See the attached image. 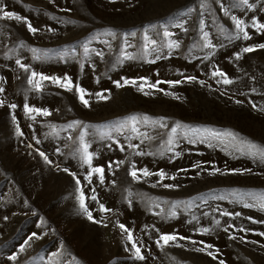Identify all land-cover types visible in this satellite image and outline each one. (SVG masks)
<instances>
[{"label": "rangeland", "instance_id": "1", "mask_svg": "<svg viewBox=\"0 0 264 264\" xmlns=\"http://www.w3.org/2000/svg\"><path fill=\"white\" fill-rule=\"evenodd\" d=\"M0 7L24 18L0 14V264H264V160L248 148L264 150V49L243 51L264 43L253 27L264 23V0H2ZM216 69L232 83L213 76ZM33 71L70 78L73 88L38 75L37 90L28 83ZM142 77L161 83L141 91ZM25 104L49 115L28 113ZM228 131L238 140L213 135ZM82 134L103 183L98 173L88 179ZM133 164L152 175L138 171L133 180ZM78 187L96 222L80 208ZM162 234L178 239L158 244Z\"/></svg>", "mask_w": 264, "mask_h": 264}, {"label": "snow or ice", "instance_id": "2", "mask_svg": "<svg viewBox=\"0 0 264 264\" xmlns=\"http://www.w3.org/2000/svg\"><path fill=\"white\" fill-rule=\"evenodd\" d=\"M243 2L245 4H247L248 0H243ZM0 4H2V0H0ZM0 14H2V18H9V19H16V20H22L24 18L18 16L16 13L12 12V11H7L5 10L3 7H0ZM235 20V24H236V28L240 31V32H243V35H244V38L245 39H250L251 37L249 36L248 32L247 31H244L242 25H244V21H241V20H236L235 18H233ZM27 27H28V30L29 32L35 34L38 29L33 27L32 24L30 22H27ZM253 27H255L258 31H264V23H260L259 21H256L254 22L253 24ZM112 35H115V33H112ZM133 35H135V33H133ZM165 35H169V33L165 32ZM148 37H147V34H145V40H147ZM154 43V42H153ZM145 47L147 48V45H145ZM168 47L171 49V48H179V43L178 42H169L168 44ZM257 48H260V49H264V43L262 44H255V45H252V46H249V47H245L243 49L244 52H252L254 51L255 49ZM33 51H38L37 49H33ZM98 55H102L101 53H98ZM237 58L239 59V53H237ZM16 63L22 68L24 69L25 71H28V68L25 64L21 63L19 59L16 60ZM39 75V80L40 81H45V80H52L53 83H57L59 84L61 87L71 91L72 88H73V82L71 81L70 78H65L66 82H62L60 80V78L58 77H48V76H44L42 74H38L36 72H31V75L30 77L28 78V83L30 85H34V87L39 90L41 88V84L39 82H37L36 80V77ZM213 76H220L223 78V83L224 84H231L232 83V80L228 78L227 74L224 73L223 71H221L220 69H216L214 72H213ZM142 83L139 84V89L141 91L144 90V87L147 86L148 88L150 89H153V88H157L158 84L161 83V81H157L155 84H152V83H149L148 79L145 78V77H142L140 78ZM188 80H195L196 77H188L187 78ZM116 86L117 87H120L121 86V83L120 81H116ZM168 84L170 85H175V84H179L181 83V81L179 80H176V81H167ZM203 83V82H201ZM124 84L125 85H128V84H131V85H137V81L136 80H128V79H125L124 80ZM76 91L80 94V99L81 101L85 104V106H88V100H86L84 97H85V89L76 85ZM161 91H163L162 89H159ZM4 89L3 88H0V92H3ZM147 94V93H145ZM96 95L100 98V99H104V96L101 94V93H96ZM0 106H3V101H0ZM9 107L11 108H16V105L15 104H11L9 105ZM253 107L255 108L256 105L253 104ZM24 108H25V111L28 112V113H40V114H43V115H49V111L47 109H41V108H33V107H30L28 106L27 104L24 105ZM35 117H33L34 119ZM132 123H133V131H135V124L136 122L138 121V117L136 116H132L129 118ZM145 120L149 119L148 117H144ZM77 125L80 124L81 122L80 121H76L75 122ZM163 126V125H161ZM180 125L177 124L176 127L172 128V133L175 134L176 133V130L177 128L179 127ZM120 127L122 128L123 127V124L120 125ZM19 131V130H18ZM22 135V133H21ZM213 135L218 137V138H231L232 141H237L238 140V137L237 135L234 133V132H231V131H228V132H224V133H217V132H213ZM81 154H82V157L84 159V161L89 165V167L91 168V171L89 172V175H88V179L89 181H91V176H92V173H98L99 174V177H100V181L101 183H103L104 181V175H103V172H104V169L102 167H91L92 165V153H90L88 151V148L89 146L84 143L83 141V134L81 135ZM173 141L172 139L170 138L169 139V144H171ZM130 147H136L135 145H129ZM248 148L250 151H252L253 155H259V158L261 160H264V150H261L258 148L257 145L251 143V142H248ZM40 155L45 159V161L51 163V161L48 159V157L43 153L41 152ZM178 155V154H177ZM64 171H68V169H64ZM138 171L142 173V175L144 177H148L150 175H152V173H150L148 171V169L144 168V169H140V170H137L136 169V166L135 164L132 165V170L130 171V175L131 177L133 178V180H139L140 179V176L138 175ZM215 171H219V169H216ZM233 171H239V170H233ZM157 175L163 179L165 176H166V173L161 170L160 172L157 173ZM174 179V177H173ZM77 185H79L80 181L77 180L76 181ZM165 187L167 188H172L174 187V185H171V184H165L164 185ZM77 191L80 193L79 196H78V199H79V204H80V208L82 209V211L87 215V218L89 220H92L93 222H96L94 220V217L92 215V212L89 210V208L86 206L85 204V194L84 192L78 187L77 188ZM95 190H93L94 192ZM92 199L93 200H96L97 197L95 195L92 196ZM261 209L264 210V202L261 203L260 205ZM99 208H100V211L101 212H107L109 211V209H107L103 204H100L99 205ZM173 215H175V213H172ZM224 215H232L231 213H224ZM217 224H219L220 222L219 221H216ZM119 227L120 229L126 233V236H127V239L131 242V247L135 250V256L137 259L139 260H143L144 259V256L142 255L141 253V249L139 247H137V243L133 240V234L132 232L124 225V224H119ZM199 231L201 232V234H206L209 232V229L207 228H202V229H199ZM225 231H227V228L225 229ZM243 231V230H242ZM35 235V234H34ZM260 235L264 236V233H260ZM232 239H235L234 236L230 237ZM178 239V237L175 235V234H162L159 238V240L157 241V243L159 244L161 241H163V243L165 245H167L170 241L174 242ZM179 239L183 240V239H189V238H186V237H179ZM193 244H196V241H192ZM201 243H203L201 241ZM213 247V245L211 244H208L206 245V248L207 249H211ZM197 251H205L204 248H198ZM209 256H211L213 259H216V256L213 254V252L211 251H208L207 253ZM11 259H16V257H12ZM219 264H225V262L223 260H221L219 262Z\"/></svg>", "mask_w": 264, "mask_h": 264}]
</instances>
